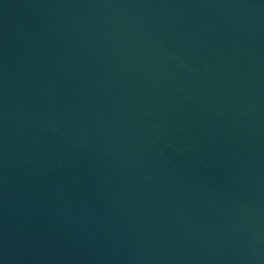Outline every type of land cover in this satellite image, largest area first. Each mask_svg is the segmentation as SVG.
Masks as SVG:
<instances>
[{"label": "water", "instance_id": "water-1", "mask_svg": "<svg viewBox=\"0 0 264 264\" xmlns=\"http://www.w3.org/2000/svg\"><path fill=\"white\" fill-rule=\"evenodd\" d=\"M0 264H264V0H0Z\"/></svg>", "mask_w": 264, "mask_h": 264}]
</instances>
